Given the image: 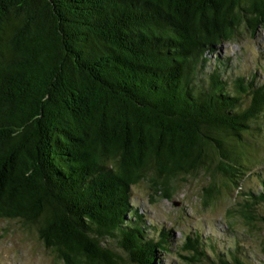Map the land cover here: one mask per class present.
<instances>
[{
  "label": "trees",
  "instance_id": "trees-1",
  "mask_svg": "<svg viewBox=\"0 0 264 264\" xmlns=\"http://www.w3.org/2000/svg\"><path fill=\"white\" fill-rule=\"evenodd\" d=\"M259 28L264 0H0V219L35 226L65 264H164L170 232L152 235L132 186L171 197L212 152L240 192L264 77L233 75L218 46ZM259 185L239 205L264 226ZM204 245L189 235L182 256L254 264Z\"/></svg>",
  "mask_w": 264,
  "mask_h": 264
},
{
  "label": "rangeland",
  "instance_id": "rangeland-1",
  "mask_svg": "<svg viewBox=\"0 0 264 264\" xmlns=\"http://www.w3.org/2000/svg\"><path fill=\"white\" fill-rule=\"evenodd\" d=\"M218 52L230 57L228 71L233 75L248 77L256 73L257 81L264 77V28H259L255 35L242 31L236 39L220 44ZM260 126L263 129L254 130L245 139L249 144L246 155L256 161L243 175L240 192L219 172L213 177L210 171L217 166L219 156L212 152L208 158L211 169L199 167L189 174H181L171 182V197H164L161 191L155 192L148 179L132 186L134 205L144 214L145 224L152 235L160 237L162 230L170 232V250L159 253L162 263L206 264L190 263L182 256L189 254L183 248L187 236L199 233L206 248H210L209 244H216L218 251L222 252L239 244L249 261L264 264V226L257 220L249 224L239 205L250 197V192L257 193L261 189L259 179L264 178V125ZM212 182L221 187L222 193L206 203L205 189ZM207 253L211 258L216 257L211 249H207ZM0 264L65 263L39 237L35 226L17 219H0ZM122 264L131 263L124 261Z\"/></svg>",
  "mask_w": 264,
  "mask_h": 264
}]
</instances>
